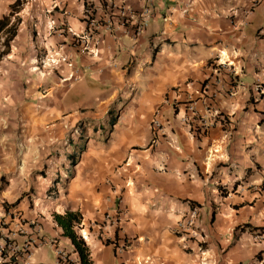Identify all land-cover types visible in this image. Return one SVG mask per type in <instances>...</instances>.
Returning <instances> with one entry per match:
<instances>
[{"label": "crops", "instance_id": "1", "mask_svg": "<svg viewBox=\"0 0 264 264\" xmlns=\"http://www.w3.org/2000/svg\"><path fill=\"white\" fill-rule=\"evenodd\" d=\"M16 1L0 0V19ZM22 1L15 13L21 23L0 63V86L26 83L27 98L51 87L42 96L66 114L91 102L95 82L112 85L117 76L115 102L130 104L100 151L93 153L92 140L84 143L68 193L54 197L53 214L82 213L80 231L94 264H264V233L248 226L264 227V0H92L116 23L100 37L86 36L92 46L100 41L95 57L72 40L73 33L88 31L86 0ZM111 10H124L128 19L119 21ZM15 21L12 16L9 26ZM138 24L146 26L137 35ZM56 53L72 56L74 67L62 62L54 72L45 56ZM159 107L162 129L152 143ZM0 133L7 139L0 140V172L10 171L12 133ZM81 143L71 144L66 157ZM194 208L204 243L176 230ZM117 213L118 226L111 223ZM53 225L43 222L41 236L70 244L78 261L71 241ZM109 237L129 245L121 248V240L113 244ZM48 246L55 250L50 244L34 250L35 264H50ZM37 250L43 254L35 259Z\"/></svg>", "mask_w": 264, "mask_h": 264}, {"label": "rangeland", "instance_id": "2", "mask_svg": "<svg viewBox=\"0 0 264 264\" xmlns=\"http://www.w3.org/2000/svg\"><path fill=\"white\" fill-rule=\"evenodd\" d=\"M22 2L26 3L27 0H23ZM91 3L94 4L92 0H86L85 8L89 7ZM54 8H50L52 10L51 13H53ZM94 8L95 16L93 24L91 22L86 33L79 34L81 37L78 38V41H74L75 35H73L72 40L80 48L81 52L89 53L95 57L99 55L97 45L100 41H94L95 44L92 46L87 41V37H100L107 27L108 31L116 29V23L112 22L110 24L109 20L105 18L95 5ZM15 11L13 7L9 14L12 13V16L17 20L18 16L15 15ZM46 13L49 14L47 9ZM111 16L118 17L121 22L128 19V17H123L119 10L116 14H111ZM85 18L84 13L83 19L86 22ZM90 18H92L91 15ZM5 38L0 40V50L4 49L3 41ZM84 47H88V49L83 50ZM91 49H94L96 54ZM56 54L45 56L46 62L52 60V57L58 59ZM135 62L134 59L133 63ZM44 63L42 62V65H40L42 69H44ZM48 66L52 67L55 70L54 72H57L59 64L49 65L48 63ZM129 77V72L123 77L126 83H128ZM118 80H121V78L115 76L113 81L111 80L112 85H105L101 81L95 82L92 85L91 92L88 94V99L91 98V102L85 105L80 104L75 112L66 110V114L62 113V109L64 108L62 104L53 105L42 96L46 95L51 90V87L47 88L43 86L44 88L39 89L36 98H27L29 87L26 83L23 84V87L18 86L19 88L15 87L16 82H13L15 85L12 83V87L10 88L0 86V131L4 128L11 132L13 140L12 147L10 146V165H12V169L0 172V237L5 236L6 230L9 229L11 224L12 219L9 217L8 208L15 210L23 218L14 219L12 222L15 225L18 222L25 224L37 219L42 225L43 222H47L50 226L55 227L53 225L54 197L58 196V194H67L70 183L75 176V173L73 175L71 173L75 171L70 158L66 157L67 154L72 152V145L78 143L80 139H82V145L84 141L86 143V141L92 140L89 145L93 146V153L100 151V147L106 144L107 135L112 132L111 128L113 127L114 129V126L111 124L112 118L116 115L120 116L122 109L130 105L128 102L121 108H118L116 103L118 97L116 82ZM14 93H17L18 96L15 97ZM21 93L25 94L22 98ZM57 107L62 108L59 110ZM59 111L58 116L61 118L57 119L56 113ZM70 113L75 116L74 119H71ZM0 140H7L2 133H0ZM1 148L4 149L3 147ZM68 170L70 171L69 173ZM55 181H57L56 184ZM8 188H11V192L4 195V191ZM19 206H22L23 209H19ZM121 217L122 215L117 213L114 219H111V223L118 226L122 221ZM197 221L198 215L194 226L190 229H184V231L178 229L177 226L178 235L184 234L186 239L199 238V241L204 243L206 239L204 234L198 231ZM80 229L81 226L77 229L78 233L83 237L88 246L87 238L81 234ZM99 237L101 238L102 236L99 235ZM107 238V243L111 240L113 244L120 240L123 244V241L128 240L124 238L112 240L110 237L108 240ZM102 241L105 242V239ZM126 244V246L129 245L128 242ZM67 246L71 250V245L68 244ZM44 252H46L50 264H58L54 249L49 247ZM42 254L41 250H37L34 258H40Z\"/></svg>", "mask_w": 264, "mask_h": 264}, {"label": "built area", "instance_id": "3", "mask_svg": "<svg viewBox=\"0 0 264 264\" xmlns=\"http://www.w3.org/2000/svg\"><path fill=\"white\" fill-rule=\"evenodd\" d=\"M57 5L54 4V7ZM53 7V8H54ZM94 4L91 3L89 7L85 8V20L87 23V27L91 25V22L93 24L94 16H95V10H94ZM49 13L52 12L51 9L48 10ZM113 10H111L109 13L110 15L113 14ZM121 12V11H120ZM123 17H127V13H124V10L121 12ZM90 15L92 18H90ZM88 19V20H87ZM125 19V18H123ZM125 21V20H124ZM146 24H138L134 28V32L138 34H142L145 31ZM49 30L53 31L57 28V23L55 19H51L49 22ZM60 30H63V27H58ZM75 35V40L78 41V38L81 37L79 34L73 33ZM77 37V38H76ZM88 49V47H84L83 50ZM93 53L94 49H91ZM56 56L58 59H55L52 57V60H49V65H58L59 63L65 62L69 67L73 68L74 58L72 56L63 55L57 53ZM256 89L261 90V86H257ZM188 109L194 113V105L188 104ZM161 107H159L151 120V129H152V143H156L159 139V131L162 129V121H161ZM204 128L207 129L206 124L204 125ZM9 217L11 220V224L9 229L6 230V234L4 237H0V264H35L33 260L31 259V256L34 252V250L43 244H50L53 248H55V251L57 253L58 262L59 264H76V261L72 252L67 248L65 244H63L60 240V238H52V239H46L43 236H41V222L37 219L31 220L30 223H19L14 224L12 221L14 219H23L20 214H17L15 210L9 211ZM198 212L196 209H193L190 214H188L182 221L178 223V229L181 231H184V229H190L194 226V223L196 221ZM23 236V240L20 241L17 239V237ZM123 245L121 248H126V242L123 241Z\"/></svg>", "mask_w": 264, "mask_h": 264}, {"label": "trees", "instance_id": "4", "mask_svg": "<svg viewBox=\"0 0 264 264\" xmlns=\"http://www.w3.org/2000/svg\"><path fill=\"white\" fill-rule=\"evenodd\" d=\"M19 5V0H17L14 4V9L16 10L15 13L20 11ZM11 18L12 13L5 15L3 18L0 19V34L7 33V36L3 41L4 49L0 50V63L2 59L10 53L11 42L16 36L18 26L21 23V20L17 19V21H15L11 26H9ZM261 95L264 97V90L261 91ZM117 119V115L112 118L111 124L113 126L117 124ZM111 129L113 130V127ZM84 148L85 144L82 145L80 150H76L71 154L70 162L72 166L77 163L78 159L80 158L81 151H83ZM57 181H55V184L57 183ZM8 210L10 211L9 208ZM54 221L62 229L63 236L71 241L74 251L77 253L78 264H94L91 257L90 248L87 246L83 237L79 235L77 230L83 222L82 213L80 211L72 210H67L65 213H54ZM248 226L250 227V230L254 233H264V227L251 226L249 224Z\"/></svg>", "mask_w": 264, "mask_h": 264}]
</instances>
